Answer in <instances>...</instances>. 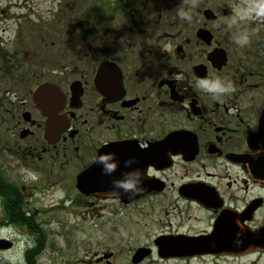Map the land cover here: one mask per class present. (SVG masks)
Here are the masks:
<instances>
[{
  "label": "flooded vegetation",
  "instance_id": "obj_1",
  "mask_svg": "<svg viewBox=\"0 0 264 264\" xmlns=\"http://www.w3.org/2000/svg\"><path fill=\"white\" fill-rule=\"evenodd\" d=\"M75 1L48 34L62 56L6 70L0 253L40 264L68 203L72 229L105 230L89 264H264V0ZM108 153L111 175L97 163ZM137 169L139 195L112 187ZM128 224H144L143 244L122 238Z\"/></svg>",
  "mask_w": 264,
  "mask_h": 264
},
{
  "label": "rangeland",
  "instance_id": "obj_2",
  "mask_svg": "<svg viewBox=\"0 0 264 264\" xmlns=\"http://www.w3.org/2000/svg\"><path fill=\"white\" fill-rule=\"evenodd\" d=\"M75 2V0H0V96L8 89L5 75L12 61L14 65L22 67L21 70H18V67L17 71L24 72L28 68L26 65L33 68L40 63L41 53L45 48L50 50L48 53L62 56L59 52L63 51L60 49L68 48L63 35L59 40L55 38L50 40L48 34L54 31L63 34L66 23H70L75 14V10L72 9ZM84 5L82 4V7ZM41 38H44V41ZM52 41L54 45L51 44ZM22 62L25 65H21ZM56 63L62 64L64 61L61 59ZM21 72H17L16 76H20ZM61 195L62 192H53L46 197L43 204L49 207ZM62 207L63 209L54 210V216L51 215L50 228L48 225L45 226L47 229L44 232L45 255L39 259L40 264H89L93 256L101 252L99 248L101 243L98 241L105 235V230L92 231L86 229L84 224L79 229H72V219H74L72 205L62 203ZM82 218L85 219L84 216ZM160 218L163 219L164 216L154 217L155 220ZM58 220L70 223L71 229H65L57 223ZM145 232L144 224L143 226L128 224L120 234L123 239L132 238L143 244ZM26 233L31 235L28 231ZM4 235L6 234L0 231V236ZM23 238L25 239L26 236ZM15 243L21 244L18 241ZM0 264H26V261L17 247L13 252L0 253Z\"/></svg>",
  "mask_w": 264,
  "mask_h": 264
},
{
  "label": "clouds",
  "instance_id": "obj_3",
  "mask_svg": "<svg viewBox=\"0 0 264 264\" xmlns=\"http://www.w3.org/2000/svg\"><path fill=\"white\" fill-rule=\"evenodd\" d=\"M236 43L240 45H245L248 43V37L245 35L243 38L238 39ZM201 89L206 91L217 93V92H226L231 91V85L227 84V87H220L218 83H213L210 81H201L199 84ZM97 163L102 165L103 171L106 175H111L116 171L118 164L115 162L114 154L108 153L103 156H100L97 159ZM132 163H135L134 159L126 161L125 166L128 167ZM143 175L139 169L124 173V178L121 180L112 181L113 188L122 189L125 193L134 192L136 195H139L144 189L142 188Z\"/></svg>",
  "mask_w": 264,
  "mask_h": 264
},
{
  "label": "water",
  "instance_id": "obj_4",
  "mask_svg": "<svg viewBox=\"0 0 264 264\" xmlns=\"http://www.w3.org/2000/svg\"><path fill=\"white\" fill-rule=\"evenodd\" d=\"M45 87H41L37 92H36V94H40L41 93V91L44 89ZM86 174H83V177L85 176ZM83 177H81L82 178V181H81V184L80 185H82V186H84L85 184H86V181H85V179H83ZM10 246H8V248H9Z\"/></svg>",
  "mask_w": 264,
  "mask_h": 264
}]
</instances>
